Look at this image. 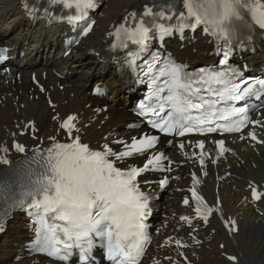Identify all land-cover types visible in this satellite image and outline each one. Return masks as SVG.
<instances>
[{
  "label": "snow or ice",
  "instance_id": "snow-or-ice-1",
  "mask_svg": "<svg viewBox=\"0 0 264 264\" xmlns=\"http://www.w3.org/2000/svg\"><path fill=\"white\" fill-rule=\"evenodd\" d=\"M40 2L44 5L43 11L49 15L50 9L64 12L63 16L55 17L57 21L62 22L65 19L69 23L82 21L83 35L87 36L91 32L89 13L98 7L96 0H40ZM248 3L249 0H208L206 4L202 3V0H182L187 16L193 21L189 26L195 28L203 24L206 32L211 31L216 36L227 34L228 21L242 20L248 13L251 14L255 23L264 29V12L257 17V9L248 7ZM23 7L28 13L40 11L39 3L29 4L27 0ZM176 15L183 18L185 12H173L170 0H165L163 9L151 4L145 5L141 13L131 12L122 17L123 23L114 26L115 31L111 35L120 39L125 47H127V41L136 46L129 61L130 67H139L137 60L147 48V41L156 32H159L161 36L169 34L168 27L163 23L153 26L147 23L145 18L172 20ZM113 47L115 48L116 45L113 44ZM65 54L69 52L66 50ZM145 68H148L154 80L158 78L151 66L145 65ZM156 71L161 77H169L165 84L167 91L171 94L161 96L160 94L165 93L166 89L157 85L154 96L159 107L153 109L150 105L144 104L140 107L141 115L147 114L145 111L147 108L157 117L149 123L158 133L179 137H185L193 132L200 135L218 131L239 133L246 124H260L259 121H250L246 110L242 107L230 106L223 110L217 108V104L222 101L240 102L252 93V88L246 84L243 87L240 86L243 81L233 83L231 77L235 73L229 74L224 71L202 73L200 79L194 80L183 71L181 66L172 63L159 68L158 62ZM193 84L198 86L193 87ZM213 85H219V87L215 88ZM193 92L196 93L195 98ZM201 93H211L215 98H205ZM166 107L170 109L167 113H165ZM193 111L198 112L199 115L193 116L191 114ZM217 120L228 121V123L217 124ZM76 121L77 116L72 114L62 119L59 127L63 134L69 137L70 142H50L46 149V168L41 179L35 182L25 198L19 202V206L23 208L28 198H31L30 202H27L28 209L42 208L45 216L51 213L55 220L64 222L62 227L50 228V235L45 234L41 237L38 229L39 239L36 247L40 252H45L61 262L70 258L71 250L77 249L82 264H88L95 240L100 239L105 242V254L113 264H138V259L144 253V245L149 240L145 221L149 214L151 196V193L146 191L150 181L145 179L144 188H142L138 178L150 169L170 172L174 161L165 153L159 152L157 144L160 137L158 135L143 134L140 138L133 137L130 143L116 141L126 149L121 152L114 151L108 143H105L100 150H92L89 144L81 142L80 129ZM29 130L31 131V127ZM248 135L257 143H264V140L257 138L255 132H250ZM243 138L241 136V139ZM213 143L219 146V155L223 156L229 151L224 139L213 141ZM186 146H191L190 142L182 141L178 144L180 150H184ZM14 147L21 153L25 152V147L20 143H16ZM196 147L204 150L205 141L199 140ZM4 151L6 152L7 149ZM150 151L158 154L148 155ZM40 155L43 156L44 153ZM133 155L145 156L141 166L120 169L115 167L113 161L109 159L114 157L116 161H119ZM204 156L205 153L202 151L200 154L202 167ZM164 161H167L166 167L163 165ZM212 162L215 163V161ZM0 163L7 164L8 160L0 158ZM192 180L194 186L190 192L191 199L196 202V216L205 226L211 222L210 218H216L226 232H237L236 222L229 219L223 212V202L217 199L212 202V205H208L204 196L198 194L195 187L200 183L196 173L192 174ZM168 181L169 177L165 176L159 184L163 187L168 184ZM249 188L253 199L262 198L256 188L251 185ZM183 203L186 206H192L187 197ZM217 204L221 207L215 208ZM217 211L221 213L220 216H216ZM180 219L188 222L191 231H198L188 217L182 216ZM175 243L182 244L179 239ZM220 247L223 248L224 245ZM227 259L235 261L236 257L228 256Z\"/></svg>",
  "mask_w": 264,
  "mask_h": 264
},
{
  "label": "bare ground",
  "instance_id": "bare-ground-1",
  "mask_svg": "<svg viewBox=\"0 0 264 264\" xmlns=\"http://www.w3.org/2000/svg\"><path fill=\"white\" fill-rule=\"evenodd\" d=\"M100 1L103 3L96 15L98 20L93 32L81 42L76 53L62 58L60 38H55L49 32L45 34V39H40L39 33L44 35L43 31L41 28L31 30L19 0H0V41L20 45L26 52L23 62L14 64L16 69L0 75V154L7 149L14 156L19 155L11 149L14 140L34 146L42 139L47 141L50 136L65 139L59 124L71 112L78 114L77 127L83 138L92 145L112 143L117 138L113 134L124 136L130 132L126 124L136 121V118L127 107L119 108L108 104L107 110L97 112L103 105L99 98L90 95L89 85L94 79L104 77L116 87L121 84L122 79L115 77L113 70L110 71L111 65L104 64L92 51L96 50L101 57L105 56V47L109 42L107 33L111 31L112 23L118 21L124 12L140 8L146 0ZM102 22L105 24L101 25ZM196 45L205 51L209 49L203 39ZM190 49L191 46L187 44L184 50L179 51V56L190 53ZM192 58L198 60L199 56L193 55ZM35 60L39 62L38 67L33 66ZM20 63L29 66V69H21ZM262 63L264 48L255 55L250 65H255L257 69ZM65 68L71 69V74L59 78L56 73ZM33 71H36L43 90L31 82L30 75ZM115 91L119 93L118 88ZM118 95L124 96L125 103L130 102L129 95L122 92ZM48 98L52 99L54 106H50ZM22 130L25 131L24 135H20ZM238 147L241 158L231 157L227 163L231 166L232 176L223 182H217L214 177H208L204 181V190L211 201L220 198L227 217L238 220V232L230 236L216 218L211 220L210 226L204 229L199 227L195 234L200 243L187 251L195 264H264V198L258 203V208L245 201V197L249 198L250 194L249 184L264 188V145L259 146L257 152L245 143H238ZM222 173L220 171L219 175ZM181 183L184 184V181ZM180 199L175 190L166 195L162 210V213L168 215L166 219L175 220L174 212L185 211L180 205ZM170 226L174 227V224L170 223ZM169 234L167 232L160 235L159 242L165 243L163 238ZM30 237L31 233L22 215H14L9 219L1 237L0 264H60L41 257L38 261L27 257L24 250ZM220 245L224 247L221 248ZM170 249L152 247L153 257L161 260L159 264H183L164 260L166 255H175ZM227 255L237 257V261L228 260ZM152 260L154 259L143 264H151Z\"/></svg>",
  "mask_w": 264,
  "mask_h": 264
},
{
  "label": "rangeland",
  "instance_id": "rangeland-1",
  "mask_svg": "<svg viewBox=\"0 0 264 264\" xmlns=\"http://www.w3.org/2000/svg\"><path fill=\"white\" fill-rule=\"evenodd\" d=\"M104 24H105L104 22L101 23V25H104ZM1 241H2V239H1Z\"/></svg>",
  "mask_w": 264,
  "mask_h": 264
}]
</instances>
